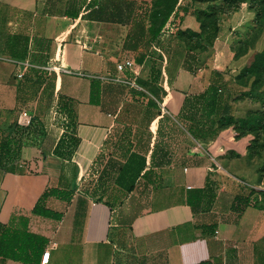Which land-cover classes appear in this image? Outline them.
<instances>
[{"label":"crops","instance_id":"1","mask_svg":"<svg viewBox=\"0 0 264 264\" xmlns=\"http://www.w3.org/2000/svg\"><path fill=\"white\" fill-rule=\"evenodd\" d=\"M152 2L0 0V224L45 240L31 262L0 264H264V206L237 207L251 189L264 205V150L250 157L252 134L217 128L209 100L222 86L238 114L235 77L264 49V28L238 52L252 14L220 19L213 43L189 50L178 32L200 31L199 1L180 0L154 40ZM18 62L30 64L23 79ZM67 99L73 120L56 112ZM22 109L42 132L15 151ZM50 190L61 195L41 200ZM40 201L54 215L36 213Z\"/></svg>","mask_w":264,"mask_h":264},{"label":"trees","instance_id":"2","mask_svg":"<svg viewBox=\"0 0 264 264\" xmlns=\"http://www.w3.org/2000/svg\"><path fill=\"white\" fill-rule=\"evenodd\" d=\"M180 0H153L152 6L148 12V18L150 20V34L151 40H154L161 32L172 14L174 13ZM199 3H207V6H202V8L196 10L195 15L197 20L200 22V31H177L178 36L185 41L186 46L189 50H197L206 47V44H212L216 39L219 32V21L223 14L231 13L232 10L240 9L244 3H248L250 9L254 11L255 17L254 21L256 27L253 30L252 36L246 38L242 41L238 47V52L246 51L255 40L258 35H260L262 29L264 28V0H198ZM220 1L219 4L215 2ZM215 3V4H214ZM176 32V33H177ZM37 73L41 74L42 79L45 80L41 70L34 69ZM40 71V72H39ZM252 79V80H251ZM251 80L250 86L249 82ZM235 81L239 86V91L235 94H231L232 100L238 102V114L233 113V105L225 103V94L222 86H216L214 94L210 97V107L211 110L216 113V123L217 128H223L228 126H233L238 132V136H243L247 134H252L254 139L249 146L250 157L255 155H261V151L264 150V109L261 108H247L244 110L241 107L242 101L247 99H252L249 95L250 92H259V95L264 98V49L262 51H254L249 57L246 66L240 71V73L235 77ZM261 86V87H260ZM247 87L249 90H246ZM262 88V89H261ZM255 101V100H252ZM255 102H258L257 100ZM61 111L67 113V115L73 120V110L70 100H63L59 104ZM225 107V109H224ZM205 111V112H204ZM207 108H204L203 113L200 116L204 117L208 113ZM221 111V112H220ZM203 121V120H202ZM200 130L205 133H214L211 126L207 124L204 120L198 126ZM6 155L9 158L13 155L11 139L6 142ZM78 144V140L75 136H67L62 140V145L65 147L64 152L72 153ZM60 153L62 151L60 150ZM137 156V155H136ZM135 170L131 175L134 181L139 175L138 170L144 167V161L141 157L139 159H134ZM139 165V167H138ZM129 166V165H128ZM127 169L124 174L127 173ZM125 177V176H124ZM255 193V190L251 189L250 194L247 196H237V207L239 209H244L248 205H255L257 207H263L264 205L260 201L255 200V197H251V194ZM50 194L61 195L57 190H50L46 192L42 199H45ZM264 200V192H261ZM257 199V197H256ZM36 213L52 216V212L44 209L41 206V201L34 208ZM45 240L37 235L29 234L25 232L10 231L8 228L0 224V256L13 258L25 262H31L30 250L33 253L41 250L42 245ZM198 264H211L208 261H204Z\"/></svg>","mask_w":264,"mask_h":264},{"label":"built area","instance_id":"3","mask_svg":"<svg viewBox=\"0 0 264 264\" xmlns=\"http://www.w3.org/2000/svg\"><path fill=\"white\" fill-rule=\"evenodd\" d=\"M170 30L175 33L177 32V26L172 25ZM133 63L130 60H126L125 62L118 63L117 68L119 70H124L128 67H131ZM18 71L16 72V77L18 79H23L26 71L30 68V64L28 62L21 63L18 62ZM49 72L50 69L46 68ZM61 112L60 108L58 107L57 111ZM41 133L42 130L40 128V125L38 121L35 118V115L30 112L28 109H22L19 113L18 120L15 126V130L12 134V137L14 138V150L17 151L20 147V145H24L26 143H32L35 142V135L36 133ZM50 252H45L43 255V263H47L49 260Z\"/></svg>","mask_w":264,"mask_h":264},{"label":"rangeland","instance_id":"4","mask_svg":"<svg viewBox=\"0 0 264 264\" xmlns=\"http://www.w3.org/2000/svg\"><path fill=\"white\" fill-rule=\"evenodd\" d=\"M215 3L216 4H219L220 1H217ZM200 4L202 6H207V3H204V2H202V3L200 2ZM245 4H246L245 7H243V5H242L240 7V9H235V10H232L231 13H225V14H223L222 17H221V20L223 21V20H227L228 18L235 17L237 20H233L232 22H234L235 24H237V23H240L243 18H245V16H244L245 14H252L251 19L253 20L254 17H255V13H254V11H252V9H250L248 3H245ZM237 15H239L238 18H237ZM248 16H250V15H248ZM248 21H250V19ZM251 80L249 82V86H250ZM248 88H250V87H247L246 90H249ZM249 95L252 97V99H250V97H249V99H247L245 101H242V103H241L242 104L241 107L244 110H246L247 108H252V107L253 108H261L262 107V109H264V98L259 95V92H253V93L250 92ZM252 100H255V101L257 100L258 102H255V101H252ZM141 112L143 113V111H141Z\"/></svg>","mask_w":264,"mask_h":264}]
</instances>
